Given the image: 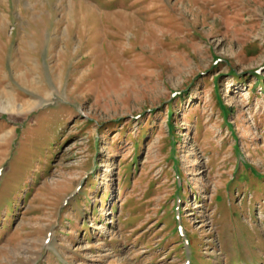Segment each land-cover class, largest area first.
Listing matches in <instances>:
<instances>
[{
  "label": "rangeland",
  "instance_id": "obj_1",
  "mask_svg": "<svg viewBox=\"0 0 264 264\" xmlns=\"http://www.w3.org/2000/svg\"><path fill=\"white\" fill-rule=\"evenodd\" d=\"M187 263L264 264V0H0V264Z\"/></svg>",
  "mask_w": 264,
  "mask_h": 264
}]
</instances>
